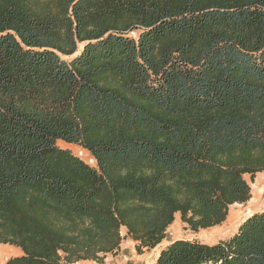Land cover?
<instances>
[{
  "label": "trees",
  "instance_id": "16d2710c",
  "mask_svg": "<svg viewBox=\"0 0 264 264\" xmlns=\"http://www.w3.org/2000/svg\"><path fill=\"white\" fill-rule=\"evenodd\" d=\"M259 172L264 0H0V244L22 251L0 264L101 263L121 228L140 254ZM150 264H264V210Z\"/></svg>",
  "mask_w": 264,
  "mask_h": 264
},
{
  "label": "rangeland",
  "instance_id": "374dc122",
  "mask_svg": "<svg viewBox=\"0 0 264 264\" xmlns=\"http://www.w3.org/2000/svg\"><path fill=\"white\" fill-rule=\"evenodd\" d=\"M81 46L82 44H79L80 48ZM66 59L69 58L67 57ZM57 144L62 148L70 149L73 154L80 157L88 164L95 166V160L91 154L79 145L68 144L62 141H58ZM244 178L250 186V199L245 203L230 206L225 220L220 224L193 231L185 223H183L180 220L179 215L176 214L174 221L166 229L165 238L155 247L143 249L140 254L136 252L134 242L126 235L125 228H121L122 241L120 243V247L116 250V252L104 256L102 262L107 264H150L155 260L160 249L164 247L167 242L173 239H195L201 242L214 243L219 240L230 238L237 231L239 224L245 217L249 216L253 212L264 210V173H256L253 177L249 174H245ZM0 247L3 249L14 250L13 246L7 244H1ZM16 255L19 254L0 256V263ZM105 258L106 262H104ZM86 263L87 262H79L76 264Z\"/></svg>",
  "mask_w": 264,
  "mask_h": 264
},
{
  "label": "crops",
  "instance_id": "0c3cea01",
  "mask_svg": "<svg viewBox=\"0 0 264 264\" xmlns=\"http://www.w3.org/2000/svg\"><path fill=\"white\" fill-rule=\"evenodd\" d=\"M235 204H238V203H234L232 205H235ZM232 205H230V206H232ZM10 246H13V245H10ZM13 248H14V252H13L14 254H20L22 252L21 249L19 247H17V246H13ZM106 255H108V254H106ZM79 262H87L86 264H107V263H103V262L102 263H97V262H95L93 260H80V261H77L76 263H79ZM104 262H106V258H105V261Z\"/></svg>",
  "mask_w": 264,
  "mask_h": 264
},
{
  "label": "bare ground",
  "instance_id": "6f19581e",
  "mask_svg": "<svg viewBox=\"0 0 264 264\" xmlns=\"http://www.w3.org/2000/svg\"><path fill=\"white\" fill-rule=\"evenodd\" d=\"M13 252H14L13 249H3L0 247V256H3V255L10 256V255L14 254Z\"/></svg>",
  "mask_w": 264,
  "mask_h": 264
}]
</instances>
